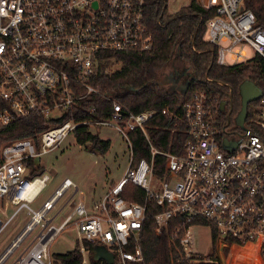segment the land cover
Segmentation results:
<instances>
[{
  "label": "built area",
  "instance_id": "2783aa9c",
  "mask_svg": "<svg viewBox=\"0 0 264 264\" xmlns=\"http://www.w3.org/2000/svg\"><path fill=\"white\" fill-rule=\"evenodd\" d=\"M196 2L212 12L204 39L215 48L218 66L241 62L244 53L235 48L244 45L264 60V26L256 25L243 0ZM144 10V0H0V129L29 116L52 122L37 141L22 138L0 147V216L16 208L6 221L0 219V234L21 211L28 217L0 264L36 229L40 231L15 264H52L48 247L68 226L77 234L81 264H89L85 242L105 247L114 264L141 263L146 206L123 198L126 184L141 190L145 204L157 209L156 232L172 228L170 242L189 264H219L220 252L218 259L210 256L222 243L232 249L256 245L257 261L251 264H264V93L242 127L229 128L220 104L202 90L181 98L174 111L164 108L161 114L181 124L186 137L181 153L171 154L150 140L149 122L156 111L133 112L91 84L103 54L142 55L153 49ZM227 55L234 64L226 63ZM92 95L110 102L108 118H81L96 113L85 104ZM102 127L114 129L126 142L129 167L101 199L74 202L56 225L58 213L49 215L66 193L72 191L74 197L78 187L64 178L38 209H32L50 180L39 170L40 157L80 128L95 134L91 130ZM132 133L144 137L149 151V159L134 166ZM224 141L235 143L234 148L226 149ZM157 157L164 162L161 170ZM195 228L210 230L215 246L207 255L196 250Z\"/></svg>",
  "mask_w": 264,
  "mask_h": 264
},
{
  "label": "trees",
  "instance_id": "16d2710c",
  "mask_svg": "<svg viewBox=\"0 0 264 264\" xmlns=\"http://www.w3.org/2000/svg\"><path fill=\"white\" fill-rule=\"evenodd\" d=\"M146 23L153 39V49L142 55L105 53L98 65L97 73L92 77L91 84L103 94H110L133 112L147 110L156 111L155 117L149 122L148 134L153 145L161 151L180 154L185 142V134L181 124H175L171 117L164 116L161 111L169 108L174 111L181 98L197 90L215 100L218 105L230 95L237 98L236 111L240 109L239 85L245 81L253 82L264 93V60L258 56L246 63H238L229 67L218 66L215 62V48L204 41L206 21L212 17V12L204 10L196 0H190L176 14L167 15V0H144ZM244 8L251 11L257 26H264V0H243ZM172 61L184 64L192 81L184 94L167 89L166 80L160 71ZM114 66L113 72H106ZM163 81V80H162ZM131 89V90H130ZM87 108H96L94 115L81 118L106 119L109 116L110 102L103 96H89L85 99ZM255 102L250 103L247 115ZM238 113V112H237ZM52 122L42 117L29 116L15 120L11 125L0 129V147L7 141L30 138L37 141V136L46 130ZM173 130V132H172ZM74 137L79 145L89 143L92 150L104 154L109 149V141L102 140L87 128L76 130ZM132 166L140 159H149L146 141L140 133H132ZM156 167L161 170L163 159L157 157ZM39 173V171H37ZM123 198L145 207V224L141 232V248L143 260L139 264H189L175 251L170 242L172 228L166 232H156L153 217L157 209L151 204H145L144 193L131 184H126ZM215 237V234H213ZM89 248V264H105L93 261L92 245L83 244ZM237 249L253 262L256 249L251 246ZM52 264H81L82 256L78 247L64 254L52 255ZM209 264V263H200ZM225 264H228L225 263Z\"/></svg>",
  "mask_w": 264,
  "mask_h": 264
},
{
  "label": "rangeland",
  "instance_id": "374dc122",
  "mask_svg": "<svg viewBox=\"0 0 264 264\" xmlns=\"http://www.w3.org/2000/svg\"><path fill=\"white\" fill-rule=\"evenodd\" d=\"M190 0H167V15L176 14L177 11L185 7ZM205 38V36H204ZM205 41V39H204ZM236 50H242L244 53V59L242 63L250 60L254 57L253 50L247 46H237ZM226 63L232 65L234 62L231 61L230 55L226 56ZM237 62V63H241ZM173 67L183 72L186 66L179 61H172L167 64L161 71L160 74L163 77V81L169 80L170 74ZM167 83H170L167 81ZM169 87L167 84L165 86ZM96 133L102 140L109 141V149L106 153L101 154L98 151H93L89 143L85 145H79L73 135L68 134L59 145L48 152L47 154L40 157L39 170L49 174L50 180L47 183L45 189L39 194L35 202L31 204L32 209H38L43 201L49 197L53 189L59 184L64 178L71 179L78 190L82 192V196L72 195V191L65 194V196L58 202L54 210L51 212L49 217L58 213L54 224L58 225L70 212L75 201L80 198L88 200L101 199L109 190V188L115 183L119 182L125 175L131 160L130 150L126 142L122 139L120 134L111 128L102 127L98 130H91ZM0 206L2 202L0 201ZM16 208L9 207L6 211V216H0L1 222L6 221L8 217L12 215ZM28 220L26 212L21 211L15 217V219L2 231L0 234V256L10 246L11 240L21 231L25 222ZM40 229H36L31 235L29 240L23 241L19 246L13 249L5 258L3 264H15V261L19 256H23L31 245V239L36 235ZM195 234V247L196 250L202 255H207L212 251L210 230L207 228H195L192 229ZM216 249L212 252V256L218 259V254L222 255V260L218 259L219 264H251L252 261L242 253L237 251L233 252L232 248H225L224 244H217ZM79 247L77 242V234L72 226H68L63 232H61L49 245V254H64L72 251L74 248ZM219 248V249H218ZM244 251V249H242ZM209 259V258H207ZM87 260H89L87 255Z\"/></svg>",
  "mask_w": 264,
  "mask_h": 264
},
{
  "label": "water",
  "instance_id": "95a60500",
  "mask_svg": "<svg viewBox=\"0 0 264 264\" xmlns=\"http://www.w3.org/2000/svg\"><path fill=\"white\" fill-rule=\"evenodd\" d=\"M195 81V79H191L186 87L181 91L182 94L185 93L188 85L192 82ZM167 82V81H166ZM131 90V89H130ZM239 96H240V109L238 113L236 114V117L234 119V122L237 126L242 127L243 123L246 119L247 116V108L250 103H253L257 100H259L263 92L262 90L257 87L253 82L245 80L243 81L238 88ZM231 98V96H230ZM226 102L222 101L219 105V111L222 112L224 110V105ZM223 146L231 151L235 143H229L224 141ZM39 159H35V164L38 165ZM93 261H102L105 264H114V258L113 255L103 246L100 245H95L92 248V256H91Z\"/></svg>",
  "mask_w": 264,
  "mask_h": 264
},
{
  "label": "flooded vegetation",
  "instance_id": "af4514ba",
  "mask_svg": "<svg viewBox=\"0 0 264 264\" xmlns=\"http://www.w3.org/2000/svg\"><path fill=\"white\" fill-rule=\"evenodd\" d=\"M169 76L173 81L167 80L168 82H170L167 83V86L169 87V90L174 92H181L186 87L188 82L192 79L191 75L188 72H181L178 67H173V70ZM230 96L223 100L226 103L221 114L225 122L228 124V127L233 128L236 125L234 119L238 112L236 111V106L234 107V103L237 104L236 100L238 99L236 97L233 98L232 95Z\"/></svg>",
  "mask_w": 264,
  "mask_h": 264
},
{
  "label": "crops",
  "instance_id": "0c3cea01",
  "mask_svg": "<svg viewBox=\"0 0 264 264\" xmlns=\"http://www.w3.org/2000/svg\"><path fill=\"white\" fill-rule=\"evenodd\" d=\"M187 5H188V4H187ZM177 12H178V11H177ZM177 12H176V13H177ZM247 61H248V60H247ZM241 63H242V62H241ZM61 181H62V180H61ZM61 181H60V182H61ZM60 182H59V183H60ZM58 185H59V184H58ZM58 185H57V186H58ZM57 186H56V187H57ZM56 187H55L54 189H56ZM54 189H53V190H54ZM52 192H53V191H52ZM82 195H83L82 192L78 190V193H77L75 196H82ZM47 198H48V197H47ZM47 198H46V199H47ZM98 200H99V199H98ZM78 201H84V202H86V203H91V202H93V201H97V200H88V201H85L84 198H80V199H78ZM78 201H75V202H78ZM71 209H72V208H71ZM70 211H71V210H70ZM25 223H26V222H25ZM22 228H23V227H22ZM15 237H16V236H15ZM15 237H14V238H15ZM14 238H13V239H14ZM13 239H12V240H13ZM12 240H11V241H12Z\"/></svg>",
  "mask_w": 264,
  "mask_h": 264
},
{
  "label": "bare ground",
  "instance_id": "6f19581e",
  "mask_svg": "<svg viewBox=\"0 0 264 264\" xmlns=\"http://www.w3.org/2000/svg\"><path fill=\"white\" fill-rule=\"evenodd\" d=\"M247 246H248V245H247ZM249 246H251V247L255 248V249H256V251H257V246H256V245H249Z\"/></svg>",
  "mask_w": 264,
  "mask_h": 264
}]
</instances>
